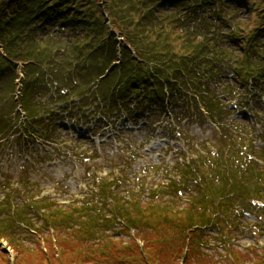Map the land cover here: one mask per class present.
I'll return each instance as SVG.
<instances>
[{"label": "rangeland", "instance_id": "374dc122", "mask_svg": "<svg viewBox=\"0 0 264 264\" xmlns=\"http://www.w3.org/2000/svg\"><path fill=\"white\" fill-rule=\"evenodd\" d=\"M256 1L261 9H264V0ZM121 2L122 0H118L115 3V7L118 8L117 16L123 17L125 15L137 14L132 23L139 22L137 28L140 32L143 19L137 18L138 13L136 12L140 9L133 8L136 13L132 11V14V9L130 11L124 8L120 10L122 7ZM178 11L179 8H175V11L170 15L166 14V17L168 22H170V26L177 27L180 30L174 33L173 36L175 48L179 52H184V47L186 49L191 47L197 48L204 43L206 44L205 47L210 49L216 43L219 45L217 41L221 36H229V33L223 29L228 27L225 23L221 27L216 24H211V22L207 23L204 20L200 22L199 18H196L197 15L190 17L188 13H186L188 16L182 20V16L179 13L176 14ZM226 14L230 15L231 18L235 17L228 10H226ZM240 15L237 21L241 24V27L237 33L246 35L249 31L255 29L259 22H264V12L261 15H251L249 11H243ZM67 19H69V16L65 15L51 17L48 23L52 26H49V29L39 27L37 37L51 35L54 40L65 38L67 43L74 41L75 44L76 38L70 34H65L63 31V28L68 26L66 25ZM126 24L132 36H143V34L134 33L133 27L128 23ZM157 25H162V22ZM246 25L249 26L248 29ZM230 40L239 48L238 40H233L232 38ZM93 52H91V55ZM99 54L106 55V52L101 49L96 55L97 58ZM17 73L22 74L19 69H17ZM13 78V72L7 73L6 78L0 84V125L3 126L8 123L9 126L7 129L11 127V131L0 133V218L2 215L8 219L13 209L21 210L27 216L29 222L33 223L34 227L32 230L18 228L9 220L6 222V218L2 217L0 225L2 227L6 225L7 230L5 232L0 230V264H13L15 260L12 261V259L16 258V264H143V261L134 260L137 258L136 253L132 250L129 251L132 247L124 246L130 242L131 238H139L140 225L128 229L124 223L119 221H112L110 224L103 223L102 227L106 231L103 235L106 239L100 240L99 237L102 236L98 233L93 235L92 243L101 250L105 246H112L114 244L113 240L119 242L120 245L116 250L108 249L107 252L103 253L99 252V250H94V247L90 244H83L77 232H69L73 230L70 223L75 224L79 219L82 221L91 219L92 224H94L99 219L97 212L102 202L99 204L96 201L98 188L94 185L100 179L105 180L104 182H98V186L102 189L103 187H110L111 182L115 178H118L121 184L118 190L122 191L121 194L124 197L129 194L128 189L130 186H127V183H133L134 174L123 173V169H128L130 166H133L140 172L146 171L147 168L155 164H164L165 166L174 165L182 148L189 150V155L192 154L190 146L183 145L180 143L181 140L176 139V131H171L167 128L168 121L174 116V110L169 107L166 111L168 116L165 117V114L161 112L154 119L145 121L149 122V126L146 128L143 127V121H136L139 119L131 120L130 122L127 121L126 123L119 120V118L114 117L110 119L107 116L97 119H82L80 121L79 119L73 118L75 120L73 124H77V127L82 125L83 129H85L84 133H82L83 141H78V136H74L71 133V125L63 126L59 122L57 133L52 138H58L60 145H66L68 149L64 152L47 153L46 145L42 139L36 141L34 138H21L19 137L21 133L11 125V123L13 126L15 124L18 125L25 119V114L20 111L21 107L16 101L17 91L14 88ZM43 94L44 91L42 92ZM103 110H106V108ZM76 112L79 113V111ZM106 114L108 116L111 114L119 117L120 112L114 110V112L107 111ZM148 117H154L152 110ZM233 117H236L237 121L242 124H245L244 118H246L250 122L251 129L256 124V119H259L249 108H246L243 112L236 113ZM64 121L71 124V121ZM122 122L124 123L123 128H125L124 130L117 129L120 133L117 137L111 135L110 138H112L109 139L105 132L102 133L105 128L103 127L104 123L108 127H111L107 132L113 134L116 132L113 127L120 126ZM160 124L162 125L159 126ZM176 125L179 130L184 131L183 137L189 136V142L194 149L193 151L202 148L200 147V143L210 147H213L216 143H221L220 136L216 134L214 125L210 122H195L194 124L188 118L180 117ZM263 126L264 123L256 125L258 130H261ZM157 127H164L165 132L162 133L160 128L159 130L162 135L166 134L170 139L164 136L160 137ZM126 128L128 132H126ZM66 131L68 132L65 133ZM120 141L125 142V144H121ZM257 144L264 147V139L262 138L257 141ZM212 149L216 151L217 148L214 147ZM113 151H117L118 157L110 155L113 154ZM26 155L30 157L31 161L29 160L24 167L18 166L17 161L25 158ZM48 158L51 160L46 161ZM55 159H61V162H57ZM40 165H46L48 168H42ZM61 169L66 171L67 174L63 179L58 181L55 177V172ZM164 176L165 174L163 173L160 178H164ZM74 177H78V179L73 180ZM130 177L133 180H125ZM123 181H126L127 185ZM47 196L56 200L55 207L60 205L64 207L63 213L68 216L69 228H67V225H59L56 227L53 225V221H51L52 225L47 224L44 219L38 217V209L34 208V202L48 198ZM154 198L156 201L173 203L167 195L161 199L158 196ZM146 199L150 200L151 198L147 197ZM182 201L181 208L188 207L187 201L185 199ZM180 203L178 201L177 203H173V205L178 206ZM102 206L104 207L105 205L103 204ZM108 208L103 209L101 215L109 212ZM222 210L223 208L221 207L220 212ZM88 211L91 215L87 213ZM185 214L186 212L180 213L176 217H184ZM156 215L142 220V224L145 227L141 233L144 237L141 242L144 245L143 249L147 245L154 244L149 240H159L155 244L160 245V249L163 251L162 254L150 255L151 251L145 249L146 254L151 256V262L153 264H166L168 262L169 264H182V254L179 253V245L177 244L178 234H180L178 230L179 222L173 220L171 215H168L171 219L170 222H167L168 224L160 223V215ZM58 216L56 218L57 220L63 214H59ZM222 216H215V220L218 219L216 224L215 222L212 223V220H208L209 222L211 221L210 224L205 226L201 232L195 233L190 241L186 240V247L190 249L187 264H193V259L206 263L204 259L205 255L208 259L212 260L213 264H235V260L239 258L230 256L229 251H240L242 255H247L243 257L244 264H256V256H259L260 260H262L258 264H264V215L260 213L259 209H252L245 215L237 216L236 223H232V225L227 224ZM54 218L52 217V219ZM99 221L103 222L100 219ZM249 223L251 225L255 224L258 230H250ZM74 227H78V224L76 223ZM56 229H58L59 233L55 236ZM7 235L12 236L17 243H21L25 247L17 250L18 255L15 252L16 246H14L16 241L12 238L10 239V244L13 248L10 250L7 239L5 238ZM47 237H51L53 245L45 249L44 245ZM206 240L208 242H205ZM101 242L104 244H101ZM201 242L205 243L201 244ZM38 247L40 248L37 249ZM3 251L9 253L8 258L4 257Z\"/></svg>", "mask_w": 264, "mask_h": 264}, {"label": "trees", "instance_id": "16d2710c", "mask_svg": "<svg viewBox=\"0 0 264 264\" xmlns=\"http://www.w3.org/2000/svg\"><path fill=\"white\" fill-rule=\"evenodd\" d=\"M73 3H77V2H84L82 3V6H84L85 4L89 3L92 4V7H98L100 8L99 4L97 6V2L95 0H0V44L4 47V50L7 54V56H11L13 55V53L15 52V48H13V39L11 36L12 33V29L13 26L15 24L18 23L19 26L21 27H25L27 23V11H28V7H32L35 6L36 4H40V8L39 10L41 11L44 7L47 8V11L50 8H60L63 7L65 9L69 8V4ZM54 4V6L52 5ZM72 10H76L73 9ZM96 16L92 13L91 15H89V17H87V20H94L97 19L98 23H100V27L102 28V33L109 35V31H108V26L105 23L106 22V18L105 16L101 13V11H99V15H97V12L95 13ZM105 21V22H104ZM132 27V26H131ZM136 31H137V27H135ZM126 29H129L128 26H126ZM126 29H125V25L121 26V32L126 33ZM114 39V38H113ZM141 42V41H140ZM141 47H138V49H140ZM19 50V48H18ZM140 54L142 55L143 52L140 51ZM249 69H252L251 66L249 64H244L242 67V70H245L244 73L242 74L243 76H247V73H249ZM257 70L253 71L254 73ZM140 212H136L134 214V216H126V215H122L123 217H128L129 222L128 223H132L133 225L135 224L140 225L139 229V233L141 234L143 232V229L145 228L142 224V220H140L143 216V214H141L142 209L139 210ZM150 214H147V216H149ZM152 215V214H151ZM140 218V219H139ZM161 223V222H160ZM160 237V236H159ZM150 242L154 243L152 245H147V247H144V249L139 252L140 254V258H136L134 260H138V261H143V264H153L150 259V255H156V254H162L163 251L162 249H160V245L155 244L157 241L156 240H149ZM159 242V241H158ZM119 243L116 242L114 244V249H118L119 248ZM145 249H149L151 251V254H146ZM132 248L129 250L131 251ZM124 263H126V261H124ZM166 264H169L166 263Z\"/></svg>", "mask_w": 264, "mask_h": 264}]
</instances>
